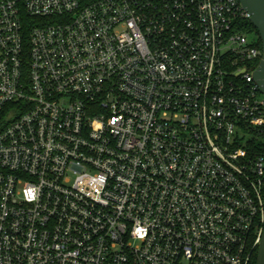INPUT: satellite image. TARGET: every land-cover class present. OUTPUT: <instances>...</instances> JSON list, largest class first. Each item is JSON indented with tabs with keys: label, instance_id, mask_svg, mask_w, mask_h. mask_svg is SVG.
I'll return each mask as SVG.
<instances>
[{
	"label": "built area",
	"instance_id": "1",
	"mask_svg": "<svg viewBox=\"0 0 264 264\" xmlns=\"http://www.w3.org/2000/svg\"><path fill=\"white\" fill-rule=\"evenodd\" d=\"M248 20L240 0H0V264H254Z\"/></svg>",
	"mask_w": 264,
	"mask_h": 264
},
{
	"label": "water",
	"instance_id": "2",
	"mask_svg": "<svg viewBox=\"0 0 264 264\" xmlns=\"http://www.w3.org/2000/svg\"><path fill=\"white\" fill-rule=\"evenodd\" d=\"M240 2L251 14V22L259 31L262 40L263 56L254 76L264 93V0H240ZM257 264H264V233L258 249Z\"/></svg>",
	"mask_w": 264,
	"mask_h": 264
},
{
	"label": "trees",
	"instance_id": "3",
	"mask_svg": "<svg viewBox=\"0 0 264 264\" xmlns=\"http://www.w3.org/2000/svg\"><path fill=\"white\" fill-rule=\"evenodd\" d=\"M245 26V29L250 33V34H255L257 37L256 44L262 49V40L259 34V31L256 29V27L253 25L251 21H247L243 24ZM248 148L253 154H264V130L261 133L260 136L256 138H252L249 143H248ZM257 256H258V251L255 254V260L254 264H257Z\"/></svg>",
	"mask_w": 264,
	"mask_h": 264
},
{
	"label": "rangeland",
	"instance_id": "4",
	"mask_svg": "<svg viewBox=\"0 0 264 264\" xmlns=\"http://www.w3.org/2000/svg\"><path fill=\"white\" fill-rule=\"evenodd\" d=\"M249 39L250 40H257V37H256V35L255 34H249ZM251 135H247V138H249Z\"/></svg>",
	"mask_w": 264,
	"mask_h": 264
}]
</instances>
